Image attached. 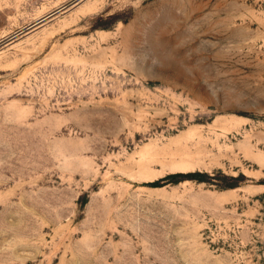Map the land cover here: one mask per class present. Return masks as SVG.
<instances>
[{
  "label": "rangeland",
  "instance_id": "obj_1",
  "mask_svg": "<svg viewBox=\"0 0 264 264\" xmlns=\"http://www.w3.org/2000/svg\"><path fill=\"white\" fill-rule=\"evenodd\" d=\"M0 264H264V0H0Z\"/></svg>",
  "mask_w": 264,
  "mask_h": 264
}]
</instances>
